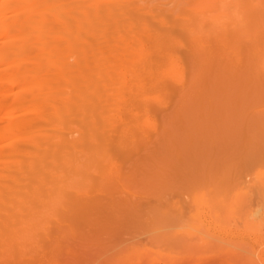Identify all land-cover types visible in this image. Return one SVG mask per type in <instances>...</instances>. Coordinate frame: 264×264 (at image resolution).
I'll use <instances>...</instances> for the list:
<instances>
[{
	"label": "bare ground",
	"instance_id": "6f19581e",
	"mask_svg": "<svg viewBox=\"0 0 264 264\" xmlns=\"http://www.w3.org/2000/svg\"><path fill=\"white\" fill-rule=\"evenodd\" d=\"M263 224L264 0H0V264H199Z\"/></svg>",
	"mask_w": 264,
	"mask_h": 264
},
{
	"label": "rangeland",
	"instance_id": "374dc122",
	"mask_svg": "<svg viewBox=\"0 0 264 264\" xmlns=\"http://www.w3.org/2000/svg\"><path fill=\"white\" fill-rule=\"evenodd\" d=\"M261 225H259L257 229H255V226H252L249 230H245L242 229L241 227H238L237 229L238 231L236 230V236L237 235L239 236L238 237L234 236V238L231 239L232 241L227 239L224 240L214 239L216 240L215 241L216 244L219 246V247L217 246L218 248L213 246L212 248L211 246H209V244H205L203 259L199 264H252L250 260L253 259L252 258L253 256H255L254 259L256 258H257L256 260L259 259V262L257 261L259 264H264V224L263 226ZM237 239L238 240L242 239V240L237 241ZM218 241H220L223 244L222 245H220L221 243L218 244L217 243ZM230 243H232L231 245L234 248H231L230 251H228V249L231 247ZM241 243L242 244L244 243V245L241 246L242 245ZM234 244L236 245V248L235 246H233ZM223 245L226 246V248L223 247ZM234 250L236 251V253L234 252ZM253 251H255V253ZM249 256L251 257V259L249 258ZM88 261L90 260L85 261L84 259H77L67 262L66 264H108L107 262H100L95 260L90 262ZM110 262L112 264V261ZM152 264H179V263L164 261V262H153ZM181 264H193V262H182Z\"/></svg>",
	"mask_w": 264,
	"mask_h": 264
}]
</instances>
